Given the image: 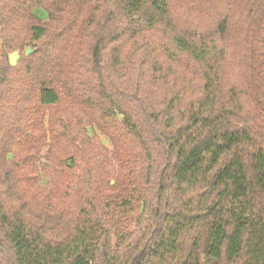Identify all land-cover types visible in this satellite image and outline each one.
I'll list each match as a JSON object with an SVG mask.
<instances>
[{
	"label": "trees",
	"instance_id": "obj_1",
	"mask_svg": "<svg viewBox=\"0 0 264 264\" xmlns=\"http://www.w3.org/2000/svg\"><path fill=\"white\" fill-rule=\"evenodd\" d=\"M114 1L127 18L151 14L147 30L100 42L113 0H0L6 46L34 50L23 69L0 72V264H264V0H216L220 62L177 40L204 64L198 73L150 35L176 0ZM66 104L110 139L114 183L85 138L64 130L58 192L36 184L33 134ZM137 211L113 245L101 218Z\"/></svg>",
	"mask_w": 264,
	"mask_h": 264
},
{
	"label": "rangeland",
	"instance_id": "obj_2",
	"mask_svg": "<svg viewBox=\"0 0 264 264\" xmlns=\"http://www.w3.org/2000/svg\"><path fill=\"white\" fill-rule=\"evenodd\" d=\"M223 6V1L197 0V5L188 10L184 0H176V8L172 18L168 16L158 19L154 16L157 22L154 23L153 26L155 28L150 35H153L154 39L161 42L171 53L179 56L180 66L187 67L193 73H198L204 67V64L196 63L190 55L181 52L177 47V40L183 39L187 41L191 46L197 47L196 49L200 52L201 56L209 54L208 56L214 62H220L224 50V41L216 27L219 19L216 18L213 10L215 8H222ZM39 16L46 21L47 15H44L43 12H39ZM152 17L151 14H147L127 18L123 15V11L118 3L113 0L107 18L100 30V42H112L128 30H130V33L146 31ZM146 35L148 36L149 34ZM25 38L26 36L24 34L15 37V39L21 40H25ZM129 43L131 44V41ZM27 49H31L32 52L34 51L31 46H25L22 49H18L17 46H13L12 48L7 47L1 28L0 72L8 66L17 67L19 65L23 69L28 64L27 59L30 57L26 55ZM12 55L19 56V61L16 66H13L10 62ZM42 81L43 76H37L36 79H33L28 102H26L25 110L19 121V128L16 130L17 134L15 138H18L26 129L31 114L30 109L36 102V94L39 84ZM57 119L62 123L65 121L68 122L64 129L54 126ZM64 130L66 133L83 136L85 138L87 148L91 149L96 155L106 180L114 183L119 178L118 163L108 136L89 120L81 108L76 105L66 104L60 111H48L45 116V122L42 118V125L33 134L34 142L31 143V146L34 150L33 152L36 153L33 168L40 174V178L36 184L42 190H53L55 193L59 190L63 178L62 172H60L61 164L59 156L61 150H66L67 147L65 145L68 143ZM12 160L14 161L12 155H9L7 161L4 160L3 162L2 178L6 183L11 178ZM7 184H11V182ZM139 216L140 211L126 214L120 219L105 220L101 218L105 226H108L111 243L113 245L117 243L120 234L134 231L136 228V219Z\"/></svg>",
	"mask_w": 264,
	"mask_h": 264
},
{
	"label": "water",
	"instance_id": "obj_3",
	"mask_svg": "<svg viewBox=\"0 0 264 264\" xmlns=\"http://www.w3.org/2000/svg\"><path fill=\"white\" fill-rule=\"evenodd\" d=\"M31 53H32V50L31 49H27L26 55L29 56V55H31ZM18 61H19V56L12 55L10 57V62H11V64L13 66H16L18 64Z\"/></svg>",
	"mask_w": 264,
	"mask_h": 264
}]
</instances>
